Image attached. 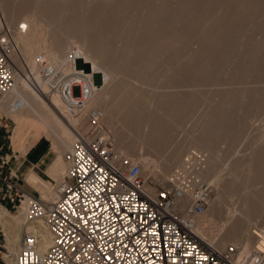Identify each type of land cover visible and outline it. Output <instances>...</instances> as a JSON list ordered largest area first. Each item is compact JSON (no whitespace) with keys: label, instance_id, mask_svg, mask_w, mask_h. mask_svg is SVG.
<instances>
[{"label":"bare ground","instance_id":"obj_1","mask_svg":"<svg viewBox=\"0 0 264 264\" xmlns=\"http://www.w3.org/2000/svg\"><path fill=\"white\" fill-rule=\"evenodd\" d=\"M173 4H177L176 8ZM136 7L138 13L133 15ZM262 9L264 0H3L2 14L13 31L9 29L19 52L14 43L15 84L2 97L0 110L9 113L15 123L23 115L36 118L51 141V149L63 155L76 136L73 128L84 132L85 121L83 116L66 115L62 99L51 90L36 55L42 53L49 64L61 68L64 73L77 70L78 59H85L89 71L104 69L111 73L112 82L105 90L96 92L87 109L97 107L101 110L102 123L107 127L114 148L132 162L140 160L142 164L138 163L144 173L158 169L157 177L165 182L177 168L218 187L217 197L213 189L214 196L208 206L211 208L195 218V232L200 239L212 243L215 238L212 231L216 228L214 219L223 215L225 222L220 224L221 228L217 225L222 232L216 245L240 244L241 257H245L256 245L255 218L264 222V131L255 137L250 151L228 169L220 168L216 142L232 134L230 123L234 106H226L224 99L212 101L188 138L171 147L173 131L188 111L187 99L177 93L153 91L139 83L152 86L155 76L156 79L161 76L173 80L189 73H213L215 61L238 22L251 10ZM22 17L24 24L20 27ZM210 21L211 27L203 30L198 38L200 47L190 54L184 66L167 62L173 48L195 40L199 27ZM21 54L31 55L28 64L31 74L24 71ZM238 54L234 60L236 72L264 70V41L247 44ZM263 100L264 91H258L237 103L238 107L247 108ZM116 121L120 122L118 128L114 127ZM26 147L29 149L31 145ZM142 148L165 157L153 166L150 161L139 159V155L143 156ZM202 151L208 155L200 161L197 156ZM63 163L67 168L64 160ZM66 168L52 188L34 173L28 181L38 186L43 198L53 201L58 196L56 187L62 182ZM186 203V200L182 202ZM35 224L43 239L41 248L45 251L52 243V236L44 221L25 223V216H13L0 206V225L13 254L18 252L23 229ZM6 259H9L8 264H16L14 256H6Z\"/></svg>","mask_w":264,"mask_h":264},{"label":"built area","instance_id":"obj_2","mask_svg":"<svg viewBox=\"0 0 264 264\" xmlns=\"http://www.w3.org/2000/svg\"><path fill=\"white\" fill-rule=\"evenodd\" d=\"M14 50L0 15V102L15 84ZM36 61L51 90L60 95L66 115L83 116L88 128L84 132L73 128L76 136L62 155L67 168L55 200L30 193L0 173V205L22 211L25 223L43 220L52 236L43 251L38 226L25 227L13 254L0 225L6 262V256H14L16 264H264V226L256 229V245L245 257L240 245L221 248L198 237L195 218L214 196L209 183L179 169L168 182L158 183L139 163L117 152L101 110L87 109L104 84L101 73L83 66L64 73L42 53ZM197 158L203 161L202 156ZM4 164L2 158L0 168Z\"/></svg>","mask_w":264,"mask_h":264},{"label":"rangeland","instance_id":"obj_3","mask_svg":"<svg viewBox=\"0 0 264 264\" xmlns=\"http://www.w3.org/2000/svg\"><path fill=\"white\" fill-rule=\"evenodd\" d=\"M83 1L87 2L88 0L86 1L83 0ZM2 3L3 0H0V15H2L4 19L1 10ZM176 6L177 4H173L172 7L176 8ZM256 12L257 11L255 10H251L249 14L244 19L239 21L238 25H236V27L233 29L223 52L219 55V57L215 61V71L213 73L211 74L189 73L182 76L181 78H175L173 80L172 78L164 79L161 76H157V78L158 77L159 78L156 79L155 76L153 78L154 82L152 83L153 84L152 86L144 82L139 83L143 85L144 88L149 87L152 88L151 90L153 91L164 90V92L167 91L166 92L167 94L170 92L169 94L171 95L173 94L175 95L177 93L176 95L179 94L180 96H183L187 99V102L189 104L188 111L185 114L183 121L180 123V126L176 127L173 131V144L171 145V147L175 146V144H179L185 141V139L188 138L190 131L200 121V118L210 107L212 101L224 99V101L226 102L225 103L226 106L231 108L234 106L232 108V120L230 123V127L232 129L233 135L231 134L230 137L228 138L224 136L220 137L216 142L217 143L216 149L220 153L219 154L220 158L217 161V165L220 168L224 166L223 167L224 169H228L235 162L236 159H238L240 156L250 151L254 145L255 137L264 131V100L256 105L247 108H240L238 107L239 104L237 103L241 100V98H243L244 96L250 93L264 91V70L262 72L249 71L246 73L245 71H243L244 72V73L242 72L243 74L241 72L238 73L236 72V62L234 61L238 57L239 55L238 53L240 52L243 46L247 44L256 45L264 41L263 39L264 9L258 11L257 13ZM136 13H138L137 7L136 9L133 10L132 14L134 15ZM251 13L253 14L251 15ZM219 14L220 13H217V16H219ZM4 23L7 25V27L9 26L5 21V19H4ZM22 24H24L23 17L19 20V26L21 27ZM211 25H212V21L201 25V27H199L198 31L196 32L198 36L195 38V40L183 42L177 47L173 48L172 51L168 54L166 60L169 59V61L167 62L169 63L170 61L174 62L175 65L178 67L184 66L190 54L192 52H195L200 47V42L198 40L199 36L202 34L203 30L210 28ZM8 28L11 30L10 27ZM13 40L14 39L12 36V41ZM15 46L18 49L16 50V52L18 53L19 47L16 45V43ZM80 51L83 52V49L81 48ZM29 55L28 54H26V56H24L23 54L20 55L24 67L23 69H25L24 71L27 72V74H31V70L28 67V64L31 62L32 58L30 57L31 55L30 56ZM169 55L170 57L171 56L172 57L170 58ZM84 63H85V59H78L77 68L80 69L83 65H85ZM98 73H101L102 76H104L103 77L104 84L99 90V91H103L112 82V74L108 73L107 71H104V69ZM95 76H96L95 80L98 82L99 75H95ZM73 93L75 95L78 94L77 87H74ZM233 102H235L236 104L233 105ZM19 121L15 123V121L10 118L9 113H5L4 111L0 110V143L2 147L4 142L7 143L8 145L10 144L17 145V143L20 140L18 147L22 148L24 143L29 138L31 141L33 139L37 141L42 137L43 142L51 148V141L47 138L45 134V130L43 129L44 128L43 125L39 121H37L36 118L34 117L26 118V116L23 115ZM83 126H84L83 130L85 131L87 129V125L85 122L83 123ZM119 126H120V122L116 121L114 127L118 128ZM10 149H11L10 154H8L9 151L7 149L5 150V152L0 154V165H2V158H4L7 163L4 164L2 168L9 164L11 157L14 158L13 148ZM1 150L2 149H0V152ZM52 151L50 152V156L53 158L54 152ZM140 151L142 152L143 156L139 155V159H143V161H150L151 163H153V166L154 164L158 165V163H160L165 157L163 156V154L158 155L153 152H150V150H147L146 148H142L140 149ZM188 152L185 153L184 155L185 158L188 156L189 154ZM119 153L121 155L126 156V154H124L123 152H119ZM198 155L202 156V158H206L208 152L202 151L199 152ZM138 162L142 164L140 160L137 161V163ZM61 164H62V159L55 156L52 159L49 169L51 168V166L54 169H57V167L61 166ZM65 168L66 167L64 166L63 169ZM63 169H61V171ZM176 169L177 168H174V170ZM157 172L158 169L155 172H153L152 170L150 171V173L146 172L145 174L155 179V181H157L158 183L164 184L165 181L157 177L156 175ZM55 183L56 182H50V183L48 182L46 185L52 188L55 186ZM212 185L214 184L212 183ZM212 187L216 191V197H217L219 193V188L215 186ZM28 192L36 195L38 194L40 197L43 198L42 193H39L37 190L34 192L32 191H28ZM6 205L11 208L10 204L6 203ZM2 207L6 208L5 206ZM210 208L211 207H209L207 210H209ZM7 210L13 216L16 217L20 215L24 216L23 212L21 211L15 213V211H10L9 209ZM214 221L216 224L215 225L216 228L214 227L212 232L213 233L215 232L214 234L215 238L213 237L212 243L206 242L205 240L204 241L206 243L216 245V241L222 232V229L218 230V228L221 226L220 224L223 225V223L225 222V218L223 217V215H218L215 217ZM254 223L257 225V227L264 226V222L260 218H255ZM217 225H219L218 228ZM253 229H256V226H254ZM1 240H2V235L0 231V241ZM2 243L3 242H1L0 245V264H8L9 259H7V262L4 260L5 249L4 247H2ZM229 244H235V243L228 242L225 245H229ZM8 247L11 250V246L8 245Z\"/></svg>","mask_w":264,"mask_h":264},{"label":"crops","instance_id":"obj_4","mask_svg":"<svg viewBox=\"0 0 264 264\" xmlns=\"http://www.w3.org/2000/svg\"><path fill=\"white\" fill-rule=\"evenodd\" d=\"M19 143L20 140L17 145H8L4 142L3 147L0 143V149H2L0 154L5 152L6 149L9 151L8 154H10V148H13L14 155L18 156L17 159L11 157L9 164L0 168V173L5 177L11 178L24 189L32 192L37 190L40 193L38 186L30 183L28 177L34 173L38 175L45 184L48 182H56L61 169L64 168L62 155L52 151V149L43 142L42 137L37 141L35 139L31 141L29 138L22 148L18 147ZM29 144L31 147L26 149V146ZM51 151L54 152V157L57 156L62 159V164L58 166L57 169H54L52 166L49 169L52 159L54 158L50 156Z\"/></svg>","mask_w":264,"mask_h":264},{"label":"water","instance_id":"obj_5","mask_svg":"<svg viewBox=\"0 0 264 264\" xmlns=\"http://www.w3.org/2000/svg\"><path fill=\"white\" fill-rule=\"evenodd\" d=\"M83 67L88 70V65L87 64L83 65Z\"/></svg>","mask_w":264,"mask_h":264}]
</instances>
